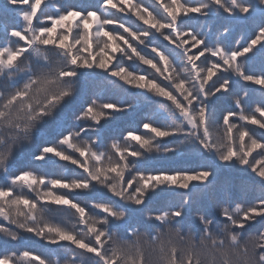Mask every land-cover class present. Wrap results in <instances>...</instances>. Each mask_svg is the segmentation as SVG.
<instances>
[{
	"label": "clouds",
	"instance_id": "9594fccd",
	"mask_svg": "<svg viewBox=\"0 0 264 264\" xmlns=\"http://www.w3.org/2000/svg\"><path fill=\"white\" fill-rule=\"evenodd\" d=\"M242 2L255 4L258 9L261 7L260 0ZM12 3L13 0H0V50L18 53L9 62L8 52L0 51V242L6 251H19L21 246H25L41 255L44 264H98L95 258H85L70 242L50 243L59 239V232L52 229L71 233L76 239L88 242H92L88 224L94 222L93 218L101 230L119 232V228L113 225L127 230L120 221L102 217L96 206H124L125 201L119 199L116 192L120 191L122 180L126 187L127 180L136 178L137 171L142 170L140 161L145 159L151 161L194 153L203 164L214 163L221 168L236 169L241 174L233 178L234 186L240 192L241 204L255 206L257 198L264 197V180L239 164L253 140H264V127L240 120L239 113L228 126L222 118L213 119L214 115H220V110L212 102L211 89L209 99L205 101L199 84L192 79L191 69L184 70L186 65L182 57L177 61L169 58L168 68L174 69L171 73L173 82L184 80L194 98L198 97L196 107L192 109L194 119L191 124L176 114L171 105L168 112L163 111L159 106L166 101L133 83L140 73L164 83L161 76L144 67L121 39L128 29H133L140 36V42L134 43L141 52L159 45L167 58L169 45L164 44L163 37L168 35L175 39L174 32L164 29L157 33L139 19L140 16H147V8L158 11L157 0H137L134 7L138 15L129 9L124 0H33L27 7H12ZM188 3L207 4L205 11L213 18L223 16L221 9L214 8L210 0H188ZM223 6L231 7L228 0H224ZM70 12L75 18L64 21L63 27L57 25L55 34L50 35L47 31L51 27L49 19ZM159 18L165 23H172L162 13ZM187 19L189 24L182 19L176 25L180 33L195 32L202 39H207L212 19L203 14ZM85 20L91 25L89 29L83 28ZM217 29L223 35L224 30L219 25ZM14 30L22 33L24 39L13 36L11 33ZM145 32L149 35H144ZM105 33L112 35L114 42L120 46L117 53H112L108 47L113 41H109ZM65 36L69 39L62 45ZM128 38L131 40V36ZM47 40L51 43L46 44ZM104 53L113 59L106 70L95 66ZM151 58L161 64L159 58ZM240 63L243 66L244 61ZM130 65H135V71ZM201 68L203 79L205 66ZM120 69L125 70L121 75L113 74ZM225 75L236 81L240 89L239 97H232V103L236 99L245 100L246 104L251 100L249 114L259 105H264V90L251 88L230 72ZM85 78H91V87L86 93L81 87ZM105 92L108 94L105 95ZM77 102L78 106L70 110V114L65 112L67 106ZM106 103L127 110L108 111L104 107ZM202 104L208 106L206 126L199 115ZM89 107L93 110L91 115L87 112ZM125 113H138L135 123L143 120L164 130L178 126V133L168 139L149 136L151 150L146 151L125 138L126 127L113 128L110 132L106 130L109 122ZM58 116H61V123L57 126L56 135L47 142H52L61 155H48L38 161L35 158L38 153H35L29 166L17 167L15 160L33 148L43 136V129L57 121ZM96 116L100 119L93 118ZM172 120L177 123L172 124ZM228 127L232 129L230 133ZM201 141H210L208 150L200 146ZM113 144L118 146L120 154L113 149ZM83 149L87 150L84 157L80 155ZM230 149L237 156L231 164H224L220 157ZM130 153H140V160L133 159ZM259 158H264V148L259 150ZM122 168H126L123 174L120 171ZM209 170L213 168L209 167ZM54 180L68 187L54 186ZM136 183L139 181L136 180ZM49 194L68 203L57 204L49 198ZM72 204L87 209V224L82 225L84 218ZM127 206L131 207L130 204ZM144 218L149 219L148 214ZM101 219L109 222L101 226L98 223ZM251 223L254 227L249 231L236 230L245 241L250 237L256 238L255 246L247 248L243 244L232 245L227 234L208 236L207 239L203 234L197 236L199 230L189 225L184 231L196 237L195 246L191 249L167 241L162 247L159 241L155 245L147 243L148 230L136 223L132 228L144 235L145 243L141 244L139 251L136 247L127 249L119 264H188L189 259L191 264H264L261 260L264 256L261 247L264 243L261 239L264 237V219L253 217ZM168 230L165 226L164 231ZM153 232L159 234L160 229L154 228ZM122 238L127 240V237ZM135 239L132 236V240ZM105 243V253L110 256L112 244L107 239Z\"/></svg>",
	"mask_w": 264,
	"mask_h": 264
},
{
	"label": "snow or ice",
	"instance_id": "6c2138e0",
	"mask_svg": "<svg viewBox=\"0 0 264 264\" xmlns=\"http://www.w3.org/2000/svg\"><path fill=\"white\" fill-rule=\"evenodd\" d=\"M32 2L33 0H13L12 7H27ZM124 2L130 10L138 15L134 7L137 0H124ZM210 3L214 8L221 9L223 12L219 28L223 29L224 32L221 35L217 29L216 37L212 38L206 34L207 39H202L195 32L185 31L181 34L179 28L176 27L182 19L186 24H189L190 21L187 19L189 16L203 14L210 20L213 19L205 11L208 7L207 4H190L188 0H157L158 11L147 8V16L139 17L141 22L157 33L164 29L171 30L175 34V39L168 35L163 37L164 44L169 45L166 58L164 50L159 45L141 52L134 43L140 42V36L133 29L127 30V34L121 39L129 51L138 56L140 62L146 66L145 68L164 79L162 84L159 80L151 79L140 73L133 83L141 89L146 88L154 96L166 101L159 106L163 111L168 112L169 105H171L176 114L181 115L188 124H191L194 119L192 109L196 107L198 97L194 98L184 80L173 82L171 73L174 69L168 68L169 58L177 61L182 57V62L186 65L184 70L191 69L192 79L199 84L200 92L205 101L209 99V90L211 89L212 102L216 103L220 110V115H214L213 119L222 118L225 126H228L234 118H237V113H239L238 118L240 120L252 126L264 127V105H259L249 114L251 100L247 104L242 99H236L235 103H232V97H239L240 89L237 87L236 81L225 75V73L230 72L236 76L237 80L251 88L264 90V0H260L261 7L259 9L255 4L243 3L242 0H228L231 7L223 6L224 0H210ZM142 7L147 6L142 5ZM161 13L172 23H165L161 20L159 18ZM74 18L75 16L71 12L59 17L54 16L48 21L51 27L47 31L50 35H54L57 25L63 27L64 21ZM90 26L88 20L83 22L84 29H89ZM237 28L243 29L239 40L235 39L233 32ZM11 34L19 39H24L22 33L18 31L14 30ZM105 35L109 41H113L108 47L112 53H117L120 46L114 42L112 35L108 33ZM144 35H149V33L145 32ZM129 36H131V40H129ZM68 39L69 37L65 36L61 44L63 45V41ZM45 43L49 44L51 40H47ZM193 50L195 51L193 52ZM0 51L8 52L9 62L18 55L17 52H11L8 49ZM152 56L159 58L161 64H157L151 58ZM92 59L95 63V56ZM241 60L244 61L243 66L240 63ZM75 62L74 58L73 63ZM112 63V57L104 53L95 66L106 70ZM201 66H205L203 79H201ZM129 67L135 71V65ZM124 71V69H120L113 74L119 76ZM217 97L220 99L217 100ZM104 107L113 112L127 110L110 103H106ZM92 111L90 107L87 109L89 115ZM207 114L208 106L202 104L199 115L205 126L207 125ZM93 118L99 120L100 116ZM176 123L175 120H172V124ZM178 130V126L172 130H164L158 128L156 124L141 120L126 127L124 136L128 140L136 142L142 149L150 151L149 136L157 139H168L176 136ZM231 130V127L227 128L229 133ZM200 146L208 150L211 143L210 141L209 143L201 141ZM112 147L120 154L116 144H113ZM261 148H264V140H253L244 154L245 158L240 159L239 164L242 168H248L258 179L264 180V158H259ZM86 152V149L80 150V155L84 157ZM37 153L35 158L38 161L48 155H61L52 142H45L38 148ZM130 155L133 159L140 160V153H130ZM236 156L237 154L230 149L220 159L224 164H231ZM140 163L142 170L137 171L136 178L127 180L126 187L124 186L125 181L122 180L120 191L116 192V196L125 201L124 206L106 204L96 206L102 217L120 221L121 225H126L127 230L120 225H113V227L119 228L117 233L101 230L93 218L94 222L88 224V231L92 234V242L76 239L73 234L59 229H52L59 232V239L58 241H50V243L70 242L79 253L84 254L85 258H95L98 264H119L122 254L127 249L136 247L139 251L141 244L145 243L144 235L139 230L132 228L133 224L139 223L148 230L146 242L155 245L159 241L161 247L163 242L167 241L172 245L180 243L189 249L193 248L196 237L184 231L189 225L193 226L194 230H199L196 233L197 236L203 234L205 239L208 236L216 237L227 234L232 245L243 244L246 248L249 245L255 246V237H250L245 241L242 235L236 233V230H240V232L249 231L254 227L251 223L253 217L264 219V197L257 198L255 206L241 204L238 188L229 183L233 177L217 175L215 169L210 171L208 165L199 162H188V166H182L184 162H181L179 166L160 168L148 167V160L146 159L141 160ZM249 165L251 166L249 167ZM112 170L116 171L115 168ZM120 171L123 174L126 172V168H122ZM92 179H96V177H92ZM136 180L139 181L138 184ZM52 183L54 186L68 187L55 180ZM73 186L78 187L79 185ZM162 195L166 199H157ZM49 198L54 199L57 204L68 203L67 200L51 194H49ZM129 204L131 207L127 206ZM72 207L84 218L81 221L82 225L87 224V209L76 204H72ZM145 214H148L149 219L145 220ZM108 222V220L101 219L98 223L103 226ZM165 226H168V231H164ZM221 226L223 227L221 228ZM154 228H159L160 233H154ZM132 236L136 237L134 241ZM122 237H127V240ZM106 239L112 244L110 256L105 253ZM261 239L264 240V237ZM212 242L215 243V239ZM261 247L264 249V243L261 244ZM261 260L264 261V256L261 257ZM0 264H44V260L31 248L21 246L19 251H6L4 244L0 242ZM188 264H191V259L188 260Z\"/></svg>",
	"mask_w": 264,
	"mask_h": 264
},
{
	"label": "trees",
	"instance_id": "16d2710c",
	"mask_svg": "<svg viewBox=\"0 0 264 264\" xmlns=\"http://www.w3.org/2000/svg\"><path fill=\"white\" fill-rule=\"evenodd\" d=\"M220 18L222 19V17H220ZM218 20L219 19H214L213 26H211V28L209 30V31H211L210 32L211 34L213 33V31L217 30V27H218L219 24H216V21H218ZM233 32H234V37H235L236 40L241 39V35L243 33V29L237 28V29H234ZM234 46H236V45H234ZM194 51L195 50H193V52ZM144 67H146V66H144ZM90 79L91 78H85L83 80L82 86H81L82 87V92L86 93L90 89V87H91V85L89 83ZM96 79L99 80L100 78L96 77ZM77 106H78V102L74 103V104H71V105L67 106V108L65 109V112L70 114V110L74 109ZM61 115H63V114H61ZM138 115H139L138 113H133V114L125 113L123 115H120V116L117 117V119L109 122V124L106 126V130L110 132L113 128L122 129L124 127H127V126H130L132 124H135V122H136V120L138 118ZM60 123H61V116H58L57 121L52 122L50 125L46 126L43 129V136L41 137V139L36 142V144L33 146L32 149L26 150L23 156L18 157L15 160V165L17 167H27V166H29L31 164V156L34 155L35 153H37L38 148L40 147L41 144H44L45 142H47L48 139H50V138H52V137H54L56 135V129H57V126ZM181 162H184L182 164V166H188V162H191V163H196V162L202 163L201 158L199 156H197L194 153H187V154H185L184 156H181V157L172 156V157H169V158H166V159L151 160V161H148L147 166L148 167H152V168H160V167H168V166H179V165H181ZM207 165L209 167L215 169L217 175H226V176L233 177V178L241 175L236 169L221 168V167L215 165L214 163H210V162ZM229 183L234 184V181L233 180H229ZM157 199L163 200V199H166V197H164L162 195L160 197H157Z\"/></svg>",
	"mask_w": 264,
	"mask_h": 264
},
{
	"label": "rangeland",
	"instance_id": "374dc122",
	"mask_svg": "<svg viewBox=\"0 0 264 264\" xmlns=\"http://www.w3.org/2000/svg\"><path fill=\"white\" fill-rule=\"evenodd\" d=\"M214 19H219L218 21H216V24H219L220 22H221V18H219V16H217V17H214L212 20H211V26H213V21H214ZM210 29H208L207 31H208V34L212 37V38H214V34L216 33V31H213V33L211 34L210 32L211 31H209ZM108 93L107 92H105V95H107Z\"/></svg>",
	"mask_w": 264,
	"mask_h": 264
}]
</instances>
